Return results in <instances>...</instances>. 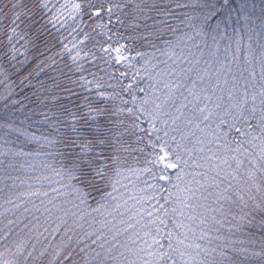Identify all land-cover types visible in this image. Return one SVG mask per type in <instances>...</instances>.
<instances>
[{
	"label": "snow or ice",
	"instance_id": "snow-or-ice-1",
	"mask_svg": "<svg viewBox=\"0 0 264 264\" xmlns=\"http://www.w3.org/2000/svg\"><path fill=\"white\" fill-rule=\"evenodd\" d=\"M0 264H264V0H0Z\"/></svg>",
	"mask_w": 264,
	"mask_h": 264
}]
</instances>
